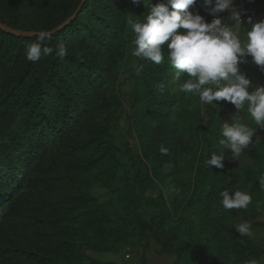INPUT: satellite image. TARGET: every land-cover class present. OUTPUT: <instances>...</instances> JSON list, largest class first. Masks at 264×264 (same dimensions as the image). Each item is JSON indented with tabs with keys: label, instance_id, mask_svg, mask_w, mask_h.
<instances>
[{
	"label": "trees",
	"instance_id": "16d2710c",
	"mask_svg": "<svg viewBox=\"0 0 264 264\" xmlns=\"http://www.w3.org/2000/svg\"><path fill=\"white\" fill-rule=\"evenodd\" d=\"M81 2L0 0V264H103L86 252L127 247H138L140 264H146L151 245L156 255L171 257L172 264L253 259L258 264L263 250L234 226L249 222L251 232L264 231V188L259 184L264 129L242 110L239 119L255 135L233 159L219 140L223 118L231 122L234 105L227 102L232 110L214 115L219 125L212 131L202 125L195 107L198 95L179 90L166 45L159 65L131 55V0H86L66 27L44 41L53 53L36 62L28 61L25 52L37 37L4 30L52 32ZM189 10L206 22L213 19L200 0ZM148 12L145 0L138 20ZM59 43L67 49L64 59L55 54ZM131 57L136 65L129 74L133 91L128 106L138 109L143 126L139 155L125 144L115 146L123 112L119 78ZM263 73L256 66L249 79L264 85ZM213 152L225 156L222 169L207 166ZM119 156L129 159L132 172H120ZM168 167L174 172H166ZM96 173L102 174L95 181L103 187L120 181V192L103 202L94 198L91 177ZM167 185L165 196L161 188ZM225 189L247 192L252 203L247 209L225 210L220 196ZM150 191L156 195L146 196Z\"/></svg>",
	"mask_w": 264,
	"mask_h": 264
},
{
	"label": "clouds",
	"instance_id": "9594fccd",
	"mask_svg": "<svg viewBox=\"0 0 264 264\" xmlns=\"http://www.w3.org/2000/svg\"><path fill=\"white\" fill-rule=\"evenodd\" d=\"M209 16L206 22L198 11L189 9L197 5L198 0H162L156 4L147 0L149 12L143 21L129 17L127 25L134 34V47L131 55L149 60L157 65L164 61V47L167 59L176 69L174 79L179 82V90L198 95L206 106L219 110L214 101L228 102L234 105L236 112L230 116L231 122H223L219 144L230 150L233 159L249 146L255 130L239 119L242 110H246L252 121L264 129V85H253L252 81L240 69V65L251 62L264 71V20L254 22L251 17L247 25L241 19L242 13L234 6L235 0H200ZM133 5H145V0H131ZM227 12L226 19L219 16ZM243 28V34L241 32ZM180 29L186 31H179ZM37 42L26 46L28 61L36 62L42 55H50L54 49L43 46L52 33L41 30L34 33ZM55 54L64 59L67 49L63 43L56 46ZM186 78L181 80V75ZM162 154L167 149L160 148ZM223 154L211 153L206 160L207 166L217 169L224 167ZM264 188V175L259 178ZM221 204L225 210L247 209L252 197L245 191L225 189L220 193ZM257 209L260 205L257 203ZM240 236H250L251 224L238 223L234 226ZM245 264H257L256 260Z\"/></svg>",
	"mask_w": 264,
	"mask_h": 264
},
{
	"label": "rangeland",
	"instance_id": "374dc122",
	"mask_svg": "<svg viewBox=\"0 0 264 264\" xmlns=\"http://www.w3.org/2000/svg\"><path fill=\"white\" fill-rule=\"evenodd\" d=\"M143 5H133L131 3L130 15L129 17L133 19L139 18V11ZM234 6L239 10L242 15L250 12H257L264 10V0H235ZM224 17L227 18L229 15L227 12H222ZM129 19V18H128ZM249 27V26H245ZM130 29V28H129ZM243 34V28L241 30ZM131 34V45H133L132 41L134 39V34L130 29ZM131 61H126L123 64L119 83H120V91H121V100L123 104V112L121 114V118L119 123L116 125V131L118 134V139L116 141L115 146L121 147L125 144L129 151L133 155L140 154V139L142 123H138L139 111L138 109H132L128 106V102L131 97V93L133 91V85L131 80L129 79V74L132 68L136 65L135 60L131 57ZM248 62L243 64L241 71L247 75L249 78L251 75V71L257 66L251 62V57L247 58ZM264 75V73H263ZM254 86L256 84H253ZM213 103H216L214 101ZM219 105V104H218ZM195 107L199 110L200 118L202 125L209 128L212 131H216L218 129V122L213 121L214 115L216 113H220L225 109L232 110L231 105L227 104V102L222 101L219 105V110L214 107L204 105L197 96L195 101ZM229 117H224L222 122H228ZM120 157V156H119ZM120 164L124 167L120 169L121 173L125 172V168H130L129 159L120 157ZM172 171L174 169L172 167L166 168V172ZM95 176L100 178L102 176L101 173H96L93 177H91L93 188L91 189V194L94 198L99 200L100 202L106 201L108 199L113 198L117 192H120L122 188V184L120 181H112L109 183L107 187H103L100 182L95 181ZM175 179L178 178V175L174 176ZM174 178H170L171 180ZM169 185L162 186V191L165 196L169 195L168 189ZM156 195L155 191H150L146 193V196L153 197ZM252 234L249 236V240L259 248L263 250L264 253V231L263 230H255L251 232ZM157 248L154 245H151L150 249L146 253V264H172L173 259L167 256H158L156 255ZM86 255L96 259L103 264H140V256L141 250L136 247L134 249L124 248L119 250L118 252L111 253H96V252H86ZM258 264H264V255L261 258Z\"/></svg>",
	"mask_w": 264,
	"mask_h": 264
},
{
	"label": "water",
	"instance_id": "95a60500",
	"mask_svg": "<svg viewBox=\"0 0 264 264\" xmlns=\"http://www.w3.org/2000/svg\"><path fill=\"white\" fill-rule=\"evenodd\" d=\"M86 0H82L78 10L76 11V13L70 18L68 19L65 23H63L60 27H58L57 29H55L54 31H52L51 33L54 34L56 32H59L61 31L64 27H66L76 16L77 14L79 13L81 7L83 6L84 2ZM3 26L0 24V28H2ZM5 32H7L8 34H11V35H14V36H17V37H24V38H32V37H36L34 35V32H16V31H13L9 28H4Z\"/></svg>",
	"mask_w": 264,
	"mask_h": 264
},
{
	"label": "built area",
	"instance_id": "2783aa9c",
	"mask_svg": "<svg viewBox=\"0 0 264 264\" xmlns=\"http://www.w3.org/2000/svg\"><path fill=\"white\" fill-rule=\"evenodd\" d=\"M251 17L254 22L259 21V20H264V10L257 11V12H250L241 15V19L244 22V25H247V19Z\"/></svg>",
	"mask_w": 264,
	"mask_h": 264
}]
</instances>
